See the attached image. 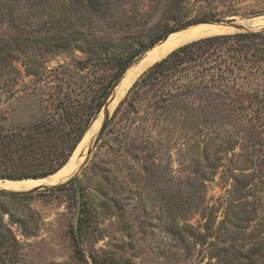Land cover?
<instances>
[{"label":"rangeland","instance_id":"rangeland-1","mask_svg":"<svg viewBox=\"0 0 264 264\" xmlns=\"http://www.w3.org/2000/svg\"><path fill=\"white\" fill-rule=\"evenodd\" d=\"M108 1L114 9L95 18L77 0H0V52L8 49L9 57L0 65L2 121L25 125L55 116L61 100L71 99L88 70L79 61L93 52L56 38L82 13L79 27L96 20L108 54L122 57L177 20L205 14L248 24L203 37L264 30V0H178L162 12H154L157 0ZM156 45L136 56L126 77ZM92 69L102 84L114 70ZM244 76L235 79L239 97L229 90L238 99H210L205 108L199 99L175 97L162 111L147 108L145 96L131 106L134 95H126L134 78L78 172L88 220L81 229L78 220L76 233L77 191L69 188L0 193V229L8 227L17 241L6 247L0 237V264H264V99L244 96L254 88ZM213 84L216 93L222 89ZM222 105L226 112L218 113ZM214 121L207 132L202 125ZM74 236L83 256H76Z\"/></svg>","mask_w":264,"mask_h":264},{"label":"trees","instance_id":"trees-1","mask_svg":"<svg viewBox=\"0 0 264 264\" xmlns=\"http://www.w3.org/2000/svg\"><path fill=\"white\" fill-rule=\"evenodd\" d=\"M77 1L80 2L79 7L83 8L82 11L85 8L88 9L90 17L96 18L107 14L109 8L114 9L110 7L111 3L108 0ZM177 1L157 0L154 7L157 10L154 12L170 9L168 4ZM82 14L79 16L80 19L77 18L74 21L71 17L67 23H63L64 27L61 28L56 40L66 46L69 43H75L77 48L89 49V52H93V55H88L84 61H79L82 67L80 69L88 68V70L83 78H80L81 80L75 81V88L71 90V99L61 100L58 105L59 111L55 116L42 117L25 125H12L2 121L3 118L0 119V178L37 179L62 168L124 69L138 54L176 29L209 21L214 17L205 14L192 21L179 19L148 42L138 41L137 47L122 57V55L108 54L110 45L104 46L98 29L92 25L96 23V20L87 17L89 19L87 25L79 27L80 20L84 18V16L81 17ZM122 25L124 24L119 23L120 27ZM63 33H69L70 38H65ZM23 41L26 42V40ZM51 44L47 43L45 46ZM96 51L97 56L94 57ZM98 52H102L103 55H98ZM8 58V49L3 52L1 50L0 65L6 67ZM224 62L230 66L222 67L221 63ZM109 66L114 70L109 77L107 76L108 81L102 84L99 81L101 78L96 76L92 68L107 69ZM26 72L36 75L33 69L26 68ZM242 73H245L247 87H254L248 90L249 92H245L244 96L249 97L248 99H264V96L260 95L261 89H264V30L211 35L182 44L148 67L133 85L131 84L126 97L134 95L135 99L129 100L133 107V100L145 96L147 108H155V111L159 108H162L161 111L165 110L168 106L165 102L170 104L168 100L175 97L199 99L200 102H204L203 107L208 108L207 100L210 99H238V93L242 94V92L239 91L240 88L235 87L237 85L235 79ZM250 76L253 77L252 80L249 79ZM260 81L263 82L262 85L258 83ZM213 83H219L222 89L220 88L216 93L213 90L215 88ZM229 90L235 92L238 97L234 98ZM125 100L123 99L120 105ZM220 103L227 104L223 101ZM120 105L114 112V116L119 111ZM220 111L226 112V106L219 108L218 113ZM214 123L215 121L206 122L202 126L209 132L214 130ZM66 188L77 191L74 179L44 191H3L0 193L7 196L27 197L36 193L53 192ZM88 213L86 202L82 201L79 217L80 229L88 220ZM0 237L2 238L1 243L6 244V247L17 246L15 236L8 227L5 232L0 229ZM73 239L76 244V256L80 257L81 254L83 256L76 236Z\"/></svg>","mask_w":264,"mask_h":264},{"label":"bare ground","instance_id":"bare-ground-1","mask_svg":"<svg viewBox=\"0 0 264 264\" xmlns=\"http://www.w3.org/2000/svg\"><path fill=\"white\" fill-rule=\"evenodd\" d=\"M247 22L248 21L244 19V20L238 21L237 24H239L240 28H242L244 25L248 24ZM236 29H239V28H237L234 24H226V23L207 22V23L192 24L190 26H187L185 28L172 32L166 38L161 39L160 41H157L155 43L157 44L156 48L151 53H149L148 56H146V58L140 63L138 67H136L137 69L135 68L136 70L134 69L135 71L133 72V74H130L128 77H125L123 90L109 105V107L107 108V112H105V110L102 109L98 113L96 119L92 122L90 127L87 129L84 136L82 137L79 144L77 145L75 151L73 152V154L71 155L67 163L62 168H60L58 171L48 176L37 178V179L5 180L4 182L0 183V188L4 190H9V191H28L36 187L51 186L59 182H63L64 180L74 175L75 170H79V167L82 161L84 160V157L88 149V146H87L88 140L90 139L92 134L94 135L95 133H97L100 125L103 123L107 115L110 113L111 107L114 104V102L115 101L117 102L118 98H120V96L124 94V92L127 90L131 82L134 80V78H136V76L141 72L143 68L147 67L153 61L160 59L161 57H164V55L168 53L169 51H171L173 48L187 41H190V40H193L199 37H203L205 35L219 33L222 31L224 32L226 30L232 31ZM148 50H146V52ZM72 164H73V167H72Z\"/></svg>","mask_w":264,"mask_h":264},{"label":"water","instance_id":"water-1","mask_svg":"<svg viewBox=\"0 0 264 264\" xmlns=\"http://www.w3.org/2000/svg\"><path fill=\"white\" fill-rule=\"evenodd\" d=\"M207 22H216V23H226V24H234L237 28H239V30H246V29H241L240 28V25L237 24L236 21H233V20H229V21H205V22H198V23H194V24H199V23H207ZM192 25V24H190ZM190 25H187V26H190ZM185 26V27H187ZM185 27H182V28H185ZM182 28H179V29H182ZM179 29H176L172 32H175ZM170 32V33H172ZM170 33H168L167 35L163 36L161 39H164L166 38ZM202 38V37H201ZM161 39H159L158 41H160ZM196 40V39H195ZM156 43V42H155ZM154 43V44H155ZM154 44L150 45L149 47H147L145 50H144V53L146 52V50H148L150 47H152ZM143 52V51H142ZM141 52V53H142ZM140 53V54H141ZM139 54V55H140ZM138 55V56H139ZM136 58V57H135ZM134 58V59H135ZM134 59L132 60L131 63L128 64V66L124 69V71L122 72V74L120 75L119 79L117 80V82L115 83V85L113 86V88L111 89L109 95L107 96V98L105 99L102 107L100 108L99 112L103 109L105 110V112H107V108L109 107V105L113 102V100L121 93V91L123 90V86H124V79L126 77V74H127V69L129 68V66L131 64L134 63ZM137 79V78H136ZM136 79L133 81V83L136 81ZM132 83V85H133ZM131 85V86H132ZM130 86V87H131ZM129 87V88H130ZM128 91V90H127ZM126 91V92H127ZM122 100V98L119 100V102ZM98 112V113H99ZM97 113V114H98ZM112 113V112H111ZM110 113V114H111ZM110 114L107 115L106 119L103 121V123L100 125L97 133H95L94 135L92 134V136L90 137V139L88 140V149H87V152H86V155L84 157V159H86L88 157V155L90 154V151H91V148L94 146V144L96 143V141L98 140L100 134L103 132V130L105 129L106 127V124L108 122V119L110 117ZM84 161V160H83ZM83 161L79 167V170L83 164ZM79 170L77 171V173H75L74 175H72L71 177H69L68 179L64 180L63 182H59L57 184H54V185H51V186H44V187H36L32 190H28V191H37V190H46V189H50V188H53V187H56V186H59L61 184H64L66 183L67 181H69L70 179H74L75 181V186H76V190H77V201H78V204H77V215L75 217V221H74V229H75V232L77 233L78 232V220H79V212H80V209H81V202H82V191H81V185L79 183V180H78V172ZM27 192V191H9V190H4V189H1L0 188V192Z\"/></svg>","mask_w":264,"mask_h":264}]
</instances>
